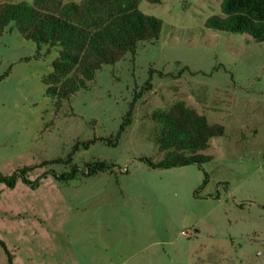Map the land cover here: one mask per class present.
<instances>
[{
    "label": "rangeland",
    "instance_id": "374dc122",
    "mask_svg": "<svg viewBox=\"0 0 264 264\" xmlns=\"http://www.w3.org/2000/svg\"><path fill=\"white\" fill-rule=\"evenodd\" d=\"M18 1L33 0L0 4ZM220 1L139 0L162 20L158 41L103 64L59 107L42 81L59 48L45 53L5 28L0 173L35 165L27 177H39L35 188L20 178L0 184V239L13 264H264V42L206 29ZM150 75L132 122L107 143ZM179 100L198 103L224 133L209 139L200 153L210 159L200 165L151 167L142 158L156 162L163 152L150 115ZM97 161L107 167L83 173ZM72 167L71 178L55 177Z\"/></svg>",
    "mask_w": 264,
    "mask_h": 264
},
{
    "label": "trees",
    "instance_id": "16d2710c",
    "mask_svg": "<svg viewBox=\"0 0 264 264\" xmlns=\"http://www.w3.org/2000/svg\"><path fill=\"white\" fill-rule=\"evenodd\" d=\"M138 5L139 0H33L32 3H1L0 36L12 24L23 37L34 41L38 50L42 45L46 47L45 53L53 47L59 48L58 55L51 62V72L42 77L45 94L55 97L59 107L62 100H68L76 91L87 88L103 64H113L127 53L134 55L140 42L158 41L162 20L145 14ZM203 26L215 31L246 33L255 42H264V0H221L220 12L208 16ZM158 73L163 75L161 71ZM152 87L150 75L134 94L115 140L107 139V143H116L119 134L132 122L135 102ZM150 117L156 123L154 140L159 151L163 152V157L156 162L142 158L151 167L200 165L210 159L209 155L200 151L209 146L211 137L224 133L221 124H210L205 115L182 100L174 102L168 109L154 110ZM95 139L84 142V146ZM64 161L70 162V159L51 160L56 163ZM34 166L20 167L12 174L0 173V184L13 187L20 178L31 188L37 187L39 177L34 180L27 177V171ZM106 167L105 162L97 161L87 166L83 173L89 176ZM76 172L77 169L72 167L67 174L54 175L59 179H67ZM0 248L6 264H13V254L2 239Z\"/></svg>",
    "mask_w": 264,
    "mask_h": 264
},
{
    "label": "crops",
    "instance_id": "0c3cea01",
    "mask_svg": "<svg viewBox=\"0 0 264 264\" xmlns=\"http://www.w3.org/2000/svg\"><path fill=\"white\" fill-rule=\"evenodd\" d=\"M188 106L194 108L196 110V107L195 106H199L198 103H195L194 101H191L190 104L187 103ZM203 106H201V109L202 110L201 112H203L204 110H206L207 108H209L208 106L202 104ZM205 106V107H204ZM197 111V110H196ZM207 118V117H206ZM208 120V119H207Z\"/></svg>",
    "mask_w": 264,
    "mask_h": 264
}]
</instances>
